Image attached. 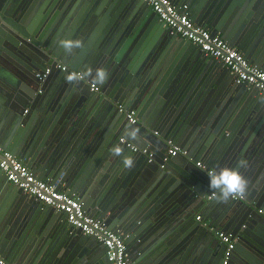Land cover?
Returning <instances> with one entry per match:
<instances>
[{
    "label": "water",
    "instance_id": "95a60500",
    "mask_svg": "<svg viewBox=\"0 0 264 264\" xmlns=\"http://www.w3.org/2000/svg\"><path fill=\"white\" fill-rule=\"evenodd\" d=\"M172 1L264 70V0ZM62 39L84 48L66 54ZM60 64L93 75L103 68L109 78L93 91L91 77L66 82ZM0 66L10 71L0 72V144L117 230L132 264H223L221 231L236 240L230 264H264V96L179 38L146 2L0 0ZM225 98L229 108L218 110ZM129 127L140 130L136 140L124 135ZM116 145L122 156L110 153ZM172 146L187 152L178 154L185 164L166 160ZM128 155L131 169L122 163ZM197 160L207 171L238 169L246 197L208 200L200 177L188 174ZM2 197L10 204L0 205V252L9 263L110 264L102 243L0 170Z\"/></svg>",
    "mask_w": 264,
    "mask_h": 264
},
{
    "label": "built area",
    "instance_id": "2783aa9c",
    "mask_svg": "<svg viewBox=\"0 0 264 264\" xmlns=\"http://www.w3.org/2000/svg\"><path fill=\"white\" fill-rule=\"evenodd\" d=\"M143 1L154 10L160 21L169 26L179 37L190 40L207 56L222 62L235 75L237 84L250 85L264 96V70L251 64L241 52L225 40L218 36H213L206 28L196 25L191 18L188 5L183 4L178 8L172 0ZM57 69L62 73L73 72L63 64L57 65ZM51 72L52 67H47L45 72L39 75V79L43 81ZM91 88L93 91L98 90V87H94L93 84ZM119 108L121 112H124L123 106ZM127 117L131 124L137 122L135 112H130ZM121 142L124 143L125 140L121 139ZM132 148L137 151V148ZM146 152L147 150H144V153ZM180 153L187 154L186 151H182L178 146H172L168 150L170 157H176ZM197 165L202 167L200 162ZM0 170L6 174L7 180L12 185L22 189L25 193L35 197L38 201L56 211L63 212L66 214L69 225L80 229L85 235L94 237L102 243L107 249V258L110 264H132L125 239L117 230L109 228L100 220L90 216L84 210L80 199L74 195L62 192L57 186L39 180L22 160L6 150L2 144H0ZM216 195V192L212 193L209 199L211 200ZM260 213H262V210ZM197 219L201 220V217ZM218 236L226 244L223 264H230V257L235 248L236 240L233 239L231 234L222 231L218 232ZM0 264L14 263H9L0 252Z\"/></svg>",
    "mask_w": 264,
    "mask_h": 264
},
{
    "label": "clouds",
    "instance_id": "9594fccd",
    "mask_svg": "<svg viewBox=\"0 0 264 264\" xmlns=\"http://www.w3.org/2000/svg\"><path fill=\"white\" fill-rule=\"evenodd\" d=\"M57 44L65 50L66 54H71L74 49H83L84 44L80 40L62 39L57 41ZM239 51V50H238ZM240 52V51H239ZM91 77L93 86H103L107 83L109 72L103 68L93 69L86 67L82 72H70L65 76L68 83L78 82ZM138 128H126L124 135L130 140H136L139 133ZM123 148L119 145L113 146L110 153L115 156L123 155ZM122 163L126 169H131L135 166L134 158L131 155L123 156ZM240 167H246V161L239 162ZM37 177V176H36ZM209 188L216 192L218 202L226 203L231 199H244L247 194L248 181L238 169L223 167L219 170L213 169L208 172Z\"/></svg>",
    "mask_w": 264,
    "mask_h": 264
},
{
    "label": "crops",
    "instance_id": "0c3cea01",
    "mask_svg": "<svg viewBox=\"0 0 264 264\" xmlns=\"http://www.w3.org/2000/svg\"><path fill=\"white\" fill-rule=\"evenodd\" d=\"M227 19H226V22H225V25L227 24ZM179 38H181V37H179ZM227 42V41H226ZM233 47V46H232ZM235 48V47H234ZM237 49V48H236ZM0 72H10L6 67H4V66H0ZM235 82H236V79H235ZM237 83V82H236ZM254 90L255 91H258L256 88H254ZM261 96H263V95H261ZM229 105V100H228V98H225L224 100H222L220 103H219V108H218V110L219 109H222V110H226V106H228ZM228 108H229V106H228ZM227 108V110H229ZM232 111H234V110H236V112L235 113H237L238 112V110H239V107L238 108H235V106L233 105L232 106ZM120 109V108H119ZM167 155H168V157L166 158V160L167 159H169V158H172V157H170L169 156V154H168V152H167ZM175 158H177L178 160H179V162L180 163H182V164H185V156H177V157H175ZM198 162H200V163H202V167H199L198 165H197V163ZM28 166V165H27ZM188 166H189V172H188V174L189 175H196V176H198V177H200V179H201V183L200 184H202L201 185V187H205L206 189H207V195L209 196H211L212 195V193H214L215 191L214 190H211L210 188H209V185H206L203 181H205V180H207V182H208V184H209V177H208V172L209 171H207L206 169H205V163H204V161L203 160H197V162H192V163H188ZM179 168V167H178ZM104 179V178H103ZM103 179H100L101 181L103 180ZM97 182V184H99V182L98 181H96ZM58 188V187H57ZM62 191V190H61ZM62 192H66V191H62ZM67 193V192H66ZM211 193V194H210ZM209 196V197H210ZM209 197L207 198L208 200H210L209 199ZM232 200V199H231ZM211 202H217L218 204H223V203H221V202H218L217 201V199H216V196L214 197V198H212L211 200H210ZM10 204V200H9V198H7V197H2V198H0V205H4V206H6V205H9ZM218 206V205H217ZM8 207L6 206V208H5V210L7 209ZM217 208V207H216ZM2 211H3V209H2ZM197 218L198 217H201V212L196 216ZM197 221H199L198 219H197Z\"/></svg>",
    "mask_w": 264,
    "mask_h": 264
}]
</instances>
